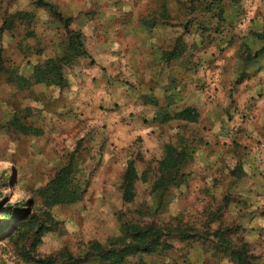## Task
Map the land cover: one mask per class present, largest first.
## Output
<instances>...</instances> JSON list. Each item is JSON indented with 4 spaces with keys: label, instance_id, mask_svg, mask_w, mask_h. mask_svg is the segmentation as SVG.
Wrapping results in <instances>:
<instances>
[{
    "label": "rangeland",
    "instance_id": "rangeland-1",
    "mask_svg": "<svg viewBox=\"0 0 264 264\" xmlns=\"http://www.w3.org/2000/svg\"><path fill=\"white\" fill-rule=\"evenodd\" d=\"M69 27L88 55L66 70L65 86L10 81L57 57ZM263 29L264 0H0L1 207L44 211L37 190L70 156L87 181L80 202L53 208L57 229L36 254L84 259L132 223L190 235L123 264H235L218 251L221 234L247 264H264V64L235 75L238 53L254 50ZM167 147L193 150L183 179L164 208L139 216ZM128 167L138 179L124 203ZM0 264L35 263L0 235Z\"/></svg>",
    "mask_w": 264,
    "mask_h": 264
},
{
    "label": "trees",
    "instance_id": "trees-1",
    "mask_svg": "<svg viewBox=\"0 0 264 264\" xmlns=\"http://www.w3.org/2000/svg\"><path fill=\"white\" fill-rule=\"evenodd\" d=\"M67 33L59 45L60 54L57 57L34 65L31 70L32 74L28 78L10 72V81L27 85L33 83L46 87L65 86L68 75L66 70L71 64L73 65L77 58L85 55L80 33L72 30H68ZM255 39L258 42L254 50L251 51V48L246 46L242 52L238 53L239 68L236 67L235 72L237 80L243 79L247 70L246 67L249 65L264 64V29L256 34ZM175 54L169 52L167 60L173 58ZM0 70L5 71L2 66ZM178 115L185 119H190L191 116L188 110H184ZM17 126L26 135L38 136L41 133L36 128H26L18 123ZM192 153L193 150L176 151L172 147H167L166 154L158 166V174L149 191L148 203L150 205L144 204L145 210H138L137 215L152 216L167 205L169 200L167 188L178 186L181 183L183 177L178 168L189 161ZM77 166L73 156H70L66 164L54 174L52 179L37 190V194L41 199V206L44 209L39 214L32 212V202L26 203L28 208L22 207V204L15 207H1L0 203V235L15 240L17 255L26 262L35 264H83L86 259L97 258L100 264H123L126 258L154 253L157 246L161 245L164 237H170V235L176 233L182 238L187 239L189 237L190 234L178 231L179 228L163 231L160 227L151 224L138 225L130 223L123 225L120 236L114 237L107 247L94 244L84 259L76 258L70 253L46 257L37 255V247L41 243L43 233L57 229V222L51 214L53 208L77 204L86 192L87 181ZM137 179L136 172L131 167L126 168L121 186L122 202L130 203L133 201L134 191L132 185ZM224 231L227 230H218V233ZM230 242L231 240L224 238L221 234L216 242L217 245L222 246L218 251L234 261L235 264H247L249 255L246 250L243 247L234 250Z\"/></svg>",
    "mask_w": 264,
    "mask_h": 264
},
{
    "label": "crops",
    "instance_id": "crops-1",
    "mask_svg": "<svg viewBox=\"0 0 264 264\" xmlns=\"http://www.w3.org/2000/svg\"><path fill=\"white\" fill-rule=\"evenodd\" d=\"M2 29H4V28H2ZM68 30H72V28L69 27V29H67V31H68ZM67 31H66V33H67ZM72 31H78V32L80 33V36H81V32H80V30H72ZM67 34H68V33H67ZM67 34H66V35H67ZM65 37H66V36H65ZM65 37H64V38H65ZM81 37H82V36H81ZM64 38H63V39H64ZM81 41H82V43H83L82 38H81ZM83 48H84V44H83ZM0 49H1V48H0ZM84 50H85V55L80 56L79 58H77V59L75 60V62L73 63V65H72V64L70 65V67H69L70 69H71L72 67H74V65L76 64V62H77L79 59L84 58V57H85V58L87 57V55H88V54H87V51H86L85 48H84ZM35 53H36V54H39V53H40V50H36ZM0 54H1V50H0ZM59 54H60V53H59ZM0 59L2 60V56H1V55H0ZM48 59H49V58H48ZM50 59H52V58H50ZM46 60H47V59H46ZM42 62H44V61H42ZM1 63L3 64V61H1ZM36 64H40V63H36ZM36 64L29 63L28 65H29V67H31V70H32L33 66L36 65ZM31 74H32V73H31ZM245 74H246V72H245ZM245 74H244V75H245ZM22 76H24V73L22 74ZM29 76H30V74H29L28 76H25V77L28 78ZM236 76H237V75H236ZM236 79H237V78H236ZM241 80H242V79H241ZM237 81H240V80H237ZM237 81H236V82H237ZM30 136H33V135H30Z\"/></svg>",
    "mask_w": 264,
    "mask_h": 264
}]
</instances>
